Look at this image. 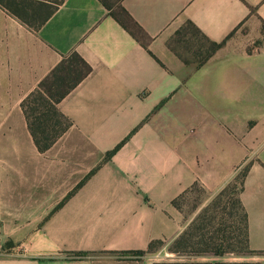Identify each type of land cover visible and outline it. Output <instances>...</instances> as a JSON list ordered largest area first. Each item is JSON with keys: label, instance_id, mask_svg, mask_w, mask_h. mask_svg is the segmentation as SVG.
Here are the masks:
<instances>
[{"label": "crops", "instance_id": "crops-1", "mask_svg": "<svg viewBox=\"0 0 264 264\" xmlns=\"http://www.w3.org/2000/svg\"><path fill=\"white\" fill-rule=\"evenodd\" d=\"M73 55L90 72L43 153L22 105ZM242 171L264 252V0H65L38 32L0 7V264H155L124 253L175 240L189 224L173 202ZM218 261L264 256L200 260Z\"/></svg>", "mask_w": 264, "mask_h": 264}, {"label": "trees", "instance_id": "trees-1", "mask_svg": "<svg viewBox=\"0 0 264 264\" xmlns=\"http://www.w3.org/2000/svg\"><path fill=\"white\" fill-rule=\"evenodd\" d=\"M64 2L65 0L55 3L49 0H0V7L21 21L31 31L38 32ZM73 57L77 66L73 67L74 64L66 66L63 63L53 71L50 77L41 83L39 88L22 105L35 145L43 153L50 150L72 127V122L59 111L58 105L90 72L89 67L79 56L73 55ZM62 70H68V73L64 72L68 76L62 75L64 74ZM72 75H77V79L72 81V84L67 85L68 77ZM63 86H67V88L61 90ZM124 143L119 145L116 150L109 152L106 158L110 159ZM245 174L242 178L238 177L241 180L240 187L237 185V180L222 190L216 199L201 209L189 223L186 230L175 240L171 242L153 241L146 252L124 253V255H151L157 253L161 247H167L169 253L177 257L175 261L167 260L155 264H251L227 263L223 261L200 262L195 261V259L207 256L214 258H224L226 256H264V252L251 251L249 248L248 217L239 197L232 201V208L238 209L240 212L237 215L240 214L242 230H239L236 237H233L234 233L228 235L226 230H223L222 234H216L215 236V212H222V215L228 212V208L223 206V199L229 190H241ZM197 187L195 186L186 194L176 199L173 202V206L181 211V207L178 204L179 201ZM199 209V206L195 207V211ZM182 257L188 260H180Z\"/></svg>", "mask_w": 264, "mask_h": 264}, {"label": "rangeland", "instance_id": "rangeland-1", "mask_svg": "<svg viewBox=\"0 0 264 264\" xmlns=\"http://www.w3.org/2000/svg\"><path fill=\"white\" fill-rule=\"evenodd\" d=\"M49 1L52 3H55V2H58L60 0H49ZM71 62H72V64H74L73 67L77 66L73 56L71 57ZM70 65H68V66H70ZM62 71H63L62 73H64V72L68 73L69 72L68 70H62ZM67 73H64L62 75L68 76ZM76 79H77V75H72V76L68 77L67 85L72 84V81H74ZM66 88H67V86H63V89H61V90H65ZM244 174H245V172L242 171L241 173H239L238 177L242 178ZM238 177L236 178L235 182L238 180L237 185L240 187L241 180H239ZM235 182H233V183H235ZM240 191L241 190H231V191L229 190L227 195L224 197L223 206L228 208L227 213H224V215H222V212H215V225H214L215 236H216V234H222L223 230H226L228 235L234 233L233 237H236L238 235L239 230H242L241 217H240V214L237 215L240 212L238 211V209L232 208V201L236 200L239 197ZM217 195L218 194L215 195L213 193H210L209 191H207L205 188H203L201 186H198L197 188H195L194 190L189 192L178 203L179 207H181V212H183V214L185 216V222L189 224L195 218V216L201 211L202 208L208 206L214 199H216ZM198 206L200 209L195 211V207H198ZM229 214H231V215H229ZM223 218H225V220H223ZM15 223L16 222H12V225H14ZM223 223H224V225H223ZM6 238L8 239L7 244L9 246H15V245L19 246L20 244H26L27 243L26 242L27 238H24V239L19 238V237H12V238L6 237ZM167 249H168L167 247H161V249L157 253L151 254V255L155 257V260L157 262H162V261H167V260H176V258H174L175 256L173 254H169L171 257L173 256V259L168 258L166 256ZM207 257H211V256H207ZM202 258H204V257H200L198 259H195V261H200ZM180 260L184 261V260H188V259L182 257V258H180ZM192 260H194V259H192Z\"/></svg>", "mask_w": 264, "mask_h": 264}]
</instances>
